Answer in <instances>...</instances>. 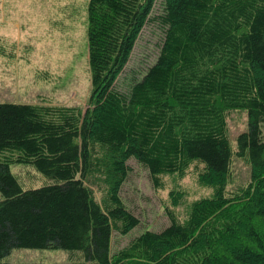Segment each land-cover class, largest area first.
<instances>
[{"label": "trees", "instance_id": "16d2710c", "mask_svg": "<svg viewBox=\"0 0 264 264\" xmlns=\"http://www.w3.org/2000/svg\"><path fill=\"white\" fill-rule=\"evenodd\" d=\"M155 62L125 74L145 28ZM91 94L78 107L0 104V264L15 249L81 253L91 264H264V0H90ZM246 110L238 158L251 180L228 191L227 112ZM135 160L156 191L191 170L211 197L172 190L171 224L141 225L122 190ZM55 184L25 190L12 165Z\"/></svg>", "mask_w": 264, "mask_h": 264}, {"label": "rangeland", "instance_id": "374dc122", "mask_svg": "<svg viewBox=\"0 0 264 264\" xmlns=\"http://www.w3.org/2000/svg\"><path fill=\"white\" fill-rule=\"evenodd\" d=\"M90 0H0V104L51 105L88 108L91 73L87 39ZM161 33L151 26L143 30L131 61L121 77L133 69L152 65L159 53ZM246 110L227 112L228 140L234 157L228 191H235L251 180L250 165L238 158V137L248 130ZM122 197L141 225L117 244L127 245L145 231H160L171 224L167 208H172L170 192H185L176 207L181 220L188 206L211 197L212 188L200 185L191 170L180 179L167 176V188L156 191L149 173L135 160ZM11 172L25 190L55 184L32 165H12ZM0 200L2 195L0 194ZM4 261L8 264H91L81 253L64 250L15 249Z\"/></svg>", "mask_w": 264, "mask_h": 264}]
</instances>
